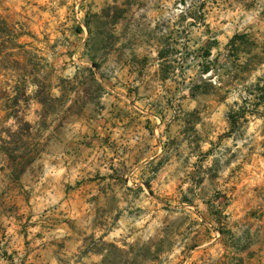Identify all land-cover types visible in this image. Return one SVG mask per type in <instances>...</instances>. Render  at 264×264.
<instances>
[{
    "label": "rangeland",
    "instance_id": "1",
    "mask_svg": "<svg viewBox=\"0 0 264 264\" xmlns=\"http://www.w3.org/2000/svg\"><path fill=\"white\" fill-rule=\"evenodd\" d=\"M257 82L264 0H0V264H264Z\"/></svg>",
    "mask_w": 264,
    "mask_h": 264
},
{
    "label": "trees",
    "instance_id": "2",
    "mask_svg": "<svg viewBox=\"0 0 264 264\" xmlns=\"http://www.w3.org/2000/svg\"><path fill=\"white\" fill-rule=\"evenodd\" d=\"M243 35H234L230 40H229V43L231 44H235L236 43V40L241 38ZM158 58L160 60H165V55L162 51H159L158 52ZM203 73L206 74L208 73V68H205L203 70ZM253 87V90L251 93H248V94H252L254 99H255V106H258V107H262L263 110H264V82L260 83V82H257L255 85L252 86ZM40 104H44L45 102V99L43 97V99L39 100ZM239 111L237 113L233 112V110H231L228 114V119H229V122L234 125L237 121L238 118H244L245 117V114L249 113V114H252L250 113L249 111H247L245 109L244 106H239ZM239 113V116L237 115ZM26 128H29L30 125L29 123H26ZM22 158H25V156H22Z\"/></svg>",
    "mask_w": 264,
    "mask_h": 264
}]
</instances>
